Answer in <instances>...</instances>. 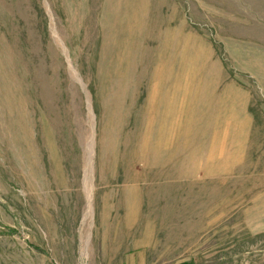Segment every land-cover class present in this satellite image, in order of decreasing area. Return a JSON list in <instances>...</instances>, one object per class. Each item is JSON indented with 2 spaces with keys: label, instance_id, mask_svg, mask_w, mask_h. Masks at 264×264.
I'll return each instance as SVG.
<instances>
[{
  "label": "rangeland",
  "instance_id": "1",
  "mask_svg": "<svg viewBox=\"0 0 264 264\" xmlns=\"http://www.w3.org/2000/svg\"><path fill=\"white\" fill-rule=\"evenodd\" d=\"M0 264H264V0H0Z\"/></svg>",
  "mask_w": 264,
  "mask_h": 264
},
{
  "label": "bare ground",
  "instance_id": "2",
  "mask_svg": "<svg viewBox=\"0 0 264 264\" xmlns=\"http://www.w3.org/2000/svg\"><path fill=\"white\" fill-rule=\"evenodd\" d=\"M154 130H153V132H152V139H151V141L149 142V143H145V147H147V148H152L153 146H154ZM29 164H31L32 165V163H31V161L30 162H28ZM151 164V163H150ZM149 165V164H148ZM150 166V165H149ZM151 167V166H150ZM147 176H151V172L150 173H148V175ZM88 181V180H87ZM85 182L86 181H84V186L86 187V184H85ZM89 182V181H88ZM151 186L152 185H150L149 187L151 188ZM90 192H91V190L89 191V193H88V195L90 196ZM88 201H89V199H88ZM91 214H92V210H91V208H90V205H89V203H88V209H87V212H86V214H85V218H86V220L85 221H87L88 219H89V217L91 216Z\"/></svg>",
  "mask_w": 264,
  "mask_h": 264
}]
</instances>
